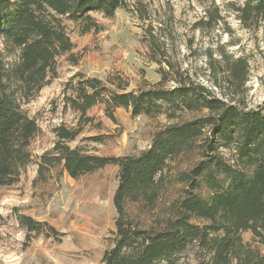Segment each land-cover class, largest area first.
<instances>
[{"label": "trees", "instance_id": "1", "mask_svg": "<svg viewBox=\"0 0 264 264\" xmlns=\"http://www.w3.org/2000/svg\"><path fill=\"white\" fill-rule=\"evenodd\" d=\"M238 1L242 2L237 8L240 18H264V0ZM127 5L128 0H0L4 44V51L0 49V187L17 183L33 162L30 146L39 127L23 104L57 78L60 57L72 60L75 44L67 22L80 24L83 33L100 32L102 27L91 14L112 18ZM7 56L14 61L8 64ZM226 65L222 74L228 96H232L228 100L171 65L163 75L164 81L175 84L169 89L127 92L120 83L117 92L101 79L80 72L66 83L64 108L79 113L85 123L91 121L88 111L99 103L106 105L112 119L118 108L130 111L133 117L165 114L168 119L206 112L167 125L155 134L149 149L123 157L71 148L68 143L78 138L81 127L60 125L55 129L52 152L39 158L43 180L59 164L73 179L108 165L118 167L114 244L105 250L101 264H264V255L242 236L249 231L264 243V103L256 109L245 105L247 61L238 58ZM187 152L199 159L177 175V182L185 186L183 196L171 203L156 225L134 223L126 203L152 210L160 196V174L170 160ZM18 221L28 233L41 234L44 227L56 233L49 224L30 216L21 215Z\"/></svg>", "mask_w": 264, "mask_h": 264}, {"label": "rangeland", "instance_id": "2", "mask_svg": "<svg viewBox=\"0 0 264 264\" xmlns=\"http://www.w3.org/2000/svg\"><path fill=\"white\" fill-rule=\"evenodd\" d=\"M241 3L128 0L112 18L91 14L102 27L100 32L83 33L80 24L67 22L75 44L71 59L77 64L68 56L60 57L57 78L23 104L39 132L30 146L33 162L17 183L0 187V264H101L105 250L114 244L117 166L108 165L73 179L59 164L47 172L46 179L39 177V158L52 152L57 127L82 128L78 138L68 143L71 148L80 147L85 153L103 157H123L149 149L155 134L167 125L206 113L187 112L178 119H168L165 114L133 117L130 111L118 108L113 110L112 119L106 105L99 103L88 111L91 121L85 123L79 113L64 108L65 85L74 74L97 77L117 92L121 91L117 87L120 83L126 85L127 92H138L172 88L174 82L163 80L164 70L172 66L228 100L232 96H228L222 73L228 61L243 58L249 66L245 105L256 109L264 103V18H240L237 8ZM0 49L4 51L2 39ZM12 61L14 57H6L8 64ZM198 159L187 152L170 160L160 174L157 204L147 210L142 204L126 203L128 217L143 227L156 225L171 203L184 194L185 186L177 182V175ZM21 215L49 224L56 233L45 227L41 234L28 233L18 221ZM242 236L264 255V243L249 231Z\"/></svg>", "mask_w": 264, "mask_h": 264}]
</instances>
